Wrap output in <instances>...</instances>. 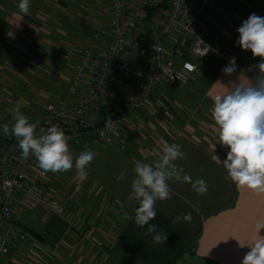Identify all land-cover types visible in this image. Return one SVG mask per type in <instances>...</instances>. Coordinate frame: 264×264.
<instances>
[{
    "label": "crops",
    "instance_id": "1",
    "mask_svg": "<svg viewBox=\"0 0 264 264\" xmlns=\"http://www.w3.org/2000/svg\"><path fill=\"white\" fill-rule=\"evenodd\" d=\"M19 2L0 0V136H6L4 124L11 129L9 110L18 102L24 113L26 106L55 99L53 90L61 89L72 67L70 59L86 44L91 28L97 27L95 18L80 14L92 27L82 25L70 0H30L27 15L19 11ZM252 13L264 17V0H236L215 32L224 40L217 60H212L210 47L206 63L211 67L202 73L200 67L197 70L194 81H201L202 88L189 89L187 98L181 96L183 101L176 94L181 88L157 92L156 119L140 136L126 138L124 159L106 173L98 169L93 176L97 182L81 181L74 172L59 177L52 188L66 208L65 217H47L48 211L37 209L35 214L45 218L42 230L35 233L19 225L31 240L23 252H9L0 264H241L248 244L264 236V229L259 234L255 229L257 221L264 222V191L237 187L227 178L221 162L228 148L217 143L211 109L216 95L249 82L255 85L260 75V58L236 44V29ZM58 15L70 23L60 24ZM231 57L236 58V70L225 74L221 70ZM164 142L181 146L186 159L177 165L193 181L204 179L207 192L198 195L190 183L169 181L171 199L156 202V217L150 221L167 239L155 243V233H147V225L135 224L138 202L128 197L135 162L158 160L150 154L161 150ZM121 172L125 178L118 180ZM185 213H191L190 222H174Z\"/></svg>",
    "mask_w": 264,
    "mask_h": 264
},
{
    "label": "built area",
    "instance_id": "2",
    "mask_svg": "<svg viewBox=\"0 0 264 264\" xmlns=\"http://www.w3.org/2000/svg\"><path fill=\"white\" fill-rule=\"evenodd\" d=\"M236 0H109L106 28L75 55L61 82V95L24 114L40 129L56 125L71 139L75 158L82 151L116 145L126 152L128 136H140L158 115L153 101L159 91L179 90L196 78L198 65L211 54L206 37L220 31ZM202 42V43H201ZM209 47L205 55L201 51ZM112 120L113 130L106 129ZM18 140L0 136V260L23 252L30 235L18 220L25 211L43 209L65 217L66 208L52 188L67 172L41 175L34 156L23 159Z\"/></svg>",
    "mask_w": 264,
    "mask_h": 264
},
{
    "label": "clouds",
    "instance_id": "3",
    "mask_svg": "<svg viewBox=\"0 0 264 264\" xmlns=\"http://www.w3.org/2000/svg\"><path fill=\"white\" fill-rule=\"evenodd\" d=\"M18 8L24 15L29 14L30 0H20ZM236 31L239 34L236 44L242 50L250 51L253 58H260L257 64L260 75L255 85L249 82L225 94L216 95L211 115L218 136L217 143L228 148L226 159L221 162L227 170V178L237 187L261 192L264 191V17L252 13ZM208 50V46L203 51L199 48V55H205ZM236 67V58L231 57L229 65L221 71L231 74ZM9 111L14 123L11 129L9 124H4L3 132L5 135L11 132L18 140L23 159H28L30 155L36 158L41 175L67 172L74 167L77 179H87V168L94 159L92 151L80 152L73 163L68 144L71 137L61 128L52 125L46 132L41 128L40 131L45 134L37 137L34 134L39 122L30 123L29 118L21 111L19 102ZM106 129L113 130L112 120L106 121ZM150 155L160 158L151 163L135 162V175L128 199L138 202L134 215L135 224L140 227L147 225V233H155L153 241L164 243L167 235L158 232V225L151 224L150 221L156 217V202L171 199L169 181L190 183L198 195L206 194L207 182L202 178L193 181L177 165L176 161L186 159V154L178 144L164 142L161 150H153ZM214 159L219 160L217 156ZM124 178L125 173L121 172L117 179ZM125 217L133 219L128 213H125ZM191 219V213H185L176 216L174 222H190ZM255 229L259 234L264 229V222L257 221ZM248 246L250 250L244 255L241 264H264V236L258 235Z\"/></svg>",
    "mask_w": 264,
    "mask_h": 264
},
{
    "label": "rangeland",
    "instance_id": "4",
    "mask_svg": "<svg viewBox=\"0 0 264 264\" xmlns=\"http://www.w3.org/2000/svg\"><path fill=\"white\" fill-rule=\"evenodd\" d=\"M70 1L72 4L75 3L76 8L79 12L78 16H77L78 17L77 20H79V22L82 25L92 27V25L85 23V20L80 17V14L84 17H86V16L89 17V19L95 18V20H96L95 24L97 22H99L101 25H104L103 30L106 28L107 25H106L105 16H106V10H108V8H109V0H70ZM55 19L58 20V22L60 24L61 23H65V24L70 23L68 18H66L64 15H58L57 18L55 16ZM81 21H84V22H81ZM90 31H92V32L89 34L85 43H91L92 36L94 34H96L99 30L95 26L94 28L92 27ZM215 32H217V31H210V33L206 37L207 43L209 44V46L214 51V53L212 55V60H217L215 58L218 55L220 49L222 48L223 42H224V40L220 37V35L218 33H215ZM74 57L70 59L69 63L72 64L74 62ZM190 61L193 63H196L198 65V68L200 67L199 71H198L199 73H202V70L204 68H206L207 66H208L207 68L211 67V65H209V63L207 65L206 58L201 60V61H197L193 58H190ZM50 81L51 80H49V82ZM51 83H56V82L52 81ZM201 85H202L201 81L197 80V81L190 82L187 85L183 86L181 88V90H179L178 92L176 91V88H171V89H174L178 96L186 97L185 94L188 93L189 89L191 91L194 90L195 88H196V90H200L202 88ZM60 95L61 94L59 92L53 90L52 97L55 98V100L58 99L57 97H59ZM179 99L181 101H183L182 97ZM92 152L94 153V159L92 160V162L90 163V165L87 168V172H88L87 180L89 182L91 180L92 181L94 180L97 182V180L94 179L93 176H95L96 173H98V169L102 170L104 168L105 173H106L108 170H110V168L113 169L112 165L114 163H118V160L124 159V156H125L124 153H121L117 149L116 145H114V144L97 147ZM105 160H106V162L102 163ZM35 212H36V210L23 212L20 215V218L18 220V224L21 227H24L28 231H33L35 233H39V231L42 230V228H43L41 221H42V219H45V218L36 215ZM44 215L47 217L48 216L50 217V215H52V214L51 213H45ZM4 258H6V255L1 257L2 260Z\"/></svg>",
    "mask_w": 264,
    "mask_h": 264
}]
</instances>
